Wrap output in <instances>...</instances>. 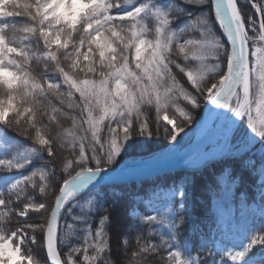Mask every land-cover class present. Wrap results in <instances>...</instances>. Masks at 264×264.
<instances>
[{
	"label": "snow or ice",
	"instance_id": "obj_1",
	"mask_svg": "<svg viewBox=\"0 0 264 264\" xmlns=\"http://www.w3.org/2000/svg\"><path fill=\"white\" fill-rule=\"evenodd\" d=\"M204 101L221 144L189 162L223 163L209 191L242 208L257 177L264 218V0H0V170H30L0 175V264H264V225L193 253L185 186L113 254L94 181L138 139L178 144Z\"/></svg>",
	"mask_w": 264,
	"mask_h": 264
},
{
	"label": "trees",
	"instance_id": "obj_2",
	"mask_svg": "<svg viewBox=\"0 0 264 264\" xmlns=\"http://www.w3.org/2000/svg\"><path fill=\"white\" fill-rule=\"evenodd\" d=\"M161 2L167 4L176 2V0H161ZM189 19H195V16L191 18L188 16L181 17L179 27H184ZM215 31L222 33V28L218 23L215 25ZM205 103L206 101L202 102L201 108L194 110L193 122L201 116ZM147 114L151 123L154 113L149 110ZM192 124L186 125L185 129L190 128ZM234 132L237 136L240 134L238 129ZM9 135L19 141L22 146H28V142L23 137L17 136L15 132H10ZM169 142L170 140L163 139V137L158 139H138V142L133 143L125 153H122L121 157H118L116 163L110 166V168H115L118 162L121 163L126 159L133 158V161H136L140 156L145 158L158 153L160 150L168 147ZM250 155L252 154L250 153ZM255 155H258V153ZM223 166V163L214 162L202 170L172 172L171 174L161 175L149 182L128 183L127 185L122 184L94 189L93 192L100 193L97 208H107L109 210L107 214L110 219L106 223L105 231L110 238L113 254L115 255L118 251V238L122 237L125 233L128 234L131 246L135 247L131 238L139 230L140 225L138 218L133 217L131 212L144 201L149 202L150 207L154 208V210L159 208L164 209L169 196L166 190L182 186L189 178H192L193 182L189 184L192 190L188 194L186 204L190 209L185 212L182 241L186 239L191 244L193 253L200 246L201 241H206L208 247L212 246L210 240L213 229L215 234L218 235L222 232V227L225 226L229 237V235H233L237 225L246 227H260L264 225V218L259 216L258 199L255 198L257 177L245 175L243 182L239 185V192L246 194L248 202L246 208L241 207L239 198L218 199L209 191V189L213 188L217 174L220 173ZM232 166L236 172L240 171L237 163H233ZM20 171H23L25 175H30L28 168L13 170L9 173H4L3 170H0V175L16 176ZM37 183L39 184L38 177ZM4 195L6 197L7 193H4ZM178 199L177 197L176 200L178 201ZM104 214L102 210L93 213V230L99 227V219ZM145 215L144 210L140 211V217ZM61 224H63V219L61 220ZM73 243L78 244L79 242L74 240ZM66 251L67 249H65Z\"/></svg>",
	"mask_w": 264,
	"mask_h": 264
},
{
	"label": "water",
	"instance_id": "obj_3",
	"mask_svg": "<svg viewBox=\"0 0 264 264\" xmlns=\"http://www.w3.org/2000/svg\"><path fill=\"white\" fill-rule=\"evenodd\" d=\"M225 39L227 37L225 36ZM207 104V107L215 109L216 106ZM205 104V105H206ZM204 105V107H205ZM203 107V109H204ZM202 109L201 116L193 122L191 128L185 130L184 133H181V137L178 139L179 143L175 144V149L172 150L171 154L165 158L163 161L158 162L157 164L150 165L149 167H134L128 168L129 164H121L117 168L109 169L104 175L105 179H99L98 183L94 181V184H97L96 188H103L107 186H117V185H127L128 183H139V182H149L150 180L156 179L164 174H171L172 172H183L189 171L193 172L195 170H202L204 167H187L183 163L193 155L196 151L199 150L200 147H204L209 145L215 138L220 136L219 131L216 128L209 127V129L205 132L207 133L203 140L200 141V136L202 134V129L206 123L208 118V114L205 113ZM216 111H220V109H216ZM227 111V110H224ZM218 123V122H217ZM221 144V142L219 143ZM220 146V145H219ZM171 148V143L169 147L164 149L163 151H167ZM163 151L160 153H156L152 156H147L146 159L142 160L149 161L154 158H157ZM214 163V162H212ZM211 164V163H210ZM125 166V167H124ZM90 188L92 186H89ZM95 188V189H96ZM94 190V189H93ZM88 190H85V192ZM83 195V194H81Z\"/></svg>",
	"mask_w": 264,
	"mask_h": 264
},
{
	"label": "rangeland",
	"instance_id": "obj_4",
	"mask_svg": "<svg viewBox=\"0 0 264 264\" xmlns=\"http://www.w3.org/2000/svg\"><path fill=\"white\" fill-rule=\"evenodd\" d=\"M252 2L254 3V2H256V0H252ZM249 14H251V10L249 11ZM257 15H259V14H257ZM216 23H218V25H219V22L217 21ZM220 26V25H219ZM221 27V26H220ZM222 28V27H221ZM222 33H223V29H222ZM225 37V36H224ZM224 37H222V39H224ZM187 129V128H186ZM185 129V130H186ZM235 131V130H234ZM235 133V132H234ZM181 136V135H180ZM178 138H180V137H178ZM221 142V140L219 139V136L217 137V138H215L209 145H207V146H205L204 147V149H203V151H201L200 152V154H198L199 156L203 153V152H205V151H210L211 149H213V148H218L219 147V143ZM170 143H172L171 141L169 142V144H168V146L170 145ZM141 157V156H140ZM134 159L132 158H130L129 160H125V161H123V163L124 164H131V163H133L134 161H133ZM121 163H117V165H116V167L118 166V165H120ZM114 168V167H113ZM182 186H185L186 187V190H187V192H188V194H190V192H191V186L188 184V185H185V184H183ZM179 187V186H178ZM173 190V188L172 189H169V190H166V193L167 194H169L170 195V192ZM157 194V193H156ZM155 194V195H156ZM189 206L186 204V210L182 213L184 216H185V212L186 211H189ZM142 210H144L145 211V213H146V215H148V214H151V215H157L158 214V212H162L163 211V208H159V209H157V210H154V208H152V207H150V203L149 202H147V201H144L143 203H141L138 207H136V209L135 210H133L131 213H132V215H133V213L134 212H136V213H138L139 214V216H140V211H142ZM133 217H136V216H134L133 215ZM222 232L220 233V234H215V231H214V229L212 230V236H211V240H210V243H212L213 242V240H215V241H217V242H221V245L222 246H228V247H230L231 245H232V239H231V237H232V235H229V237H228V231H227V229H225V226L224 227H222V230H221ZM206 242V241H205ZM208 244V243H207Z\"/></svg>",
	"mask_w": 264,
	"mask_h": 264
},
{
	"label": "bare ground",
	"instance_id": "obj_5",
	"mask_svg": "<svg viewBox=\"0 0 264 264\" xmlns=\"http://www.w3.org/2000/svg\"><path fill=\"white\" fill-rule=\"evenodd\" d=\"M216 111V108L214 109ZM207 121V120H206ZM210 125L205 123L203 129H202V134L200 136V141L203 140V138L205 136H207L205 133L208 129H209ZM175 145H173V143H171V148L168 149L167 151H163L159 156H157V158H154L152 160H149V161H144V162H141V161H138V162H135V163H131L128 167H126L125 169H128V168H134V167H138V166H141V167H149L150 165H154V164H157L158 162L160 161H163L165 158H167L173 149H175ZM203 151V147H200L198 151H196L195 153H193V155H191V158L193 161H195V159L197 157H199L198 154H200V152ZM189 158L183 163L185 166L187 167H190V168H193V167H198L194 162H189ZM125 167V166H124Z\"/></svg>",
	"mask_w": 264,
	"mask_h": 264
}]
</instances>
